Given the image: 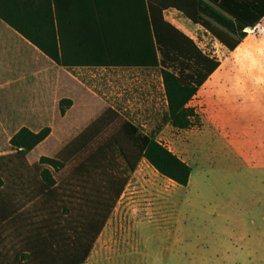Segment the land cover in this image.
Listing matches in <instances>:
<instances>
[{"label":"rangeland","instance_id":"1","mask_svg":"<svg viewBox=\"0 0 264 264\" xmlns=\"http://www.w3.org/2000/svg\"><path fill=\"white\" fill-rule=\"evenodd\" d=\"M248 36L264 51V21ZM250 48V43H245L238 57ZM211 53L218 60L226 58L218 44ZM232 61L235 65L220 64L191 101L202 119L199 128L189 130L163 122L168 106L159 69L72 72V77L66 73L58 79L56 86L33 87L20 80L23 66H0V176L5 181L0 206L9 204V196L15 206H21L18 222L22 223L23 243L27 246L31 239V253L39 264L49 261L30 229L28 214L34 204L29 202L40 188V172L46 168L40 160L52 158L64 168L53 171L56 197L44 206L43 200H37L38 220L60 222L59 230L79 229L106 186L109 177L104 168L110 172L121 164V171L125 169L119 159H112L100 164L99 170L88 166L82 176L73 172L127 123L154 136L193 173L189 185L181 187L142 160L128 175V184L85 264H264V205L257 216L249 215L251 225L239 220V215L230 223L223 209L226 192L254 187L250 180L255 176L264 181V166L220 160L239 147L242 136L223 133L218 118L223 121L230 104L237 109L243 106L245 79L264 76V66H257L255 58L246 60L251 66ZM215 127H220V134L214 133ZM24 128L35 134L49 129L50 135L23 158L18 154L22 149L14 148L11 140ZM235 174L241 179H232ZM216 196L221 197L218 202ZM213 203L221 206L214 213L208 208Z\"/></svg>","mask_w":264,"mask_h":264},{"label":"trees","instance_id":"2","mask_svg":"<svg viewBox=\"0 0 264 264\" xmlns=\"http://www.w3.org/2000/svg\"><path fill=\"white\" fill-rule=\"evenodd\" d=\"M205 1V2H203ZM201 10L213 21L228 22L223 30H213L203 19H196L184 12L194 23L206 27L210 33L227 49H235L247 37L245 29H255L264 19V0H246V5H238L234 0H203ZM100 0H43L36 11L34 0H0V18L12 28L25 36L32 44L64 68H113L129 67L143 70L159 69L163 80L167 99V112L164 124H171L178 130L199 128L201 117L196 109L190 106L201 87L220 67L217 58L205 55L194 43L170 24L164 22L152 7L151 17L148 8L143 7L144 23L128 24L126 22H109L104 19V11ZM127 0L124 1L126 9ZM128 6V5H127ZM49 22H39L40 16L48 17ZM69 16V21L63 17ZM12 18V20L10 19ZM15 19V20H14ZM65 33L70 36L64 40ZM37 34L34 35V32ZM44 34L42 39L41 34ZM143 34L145 38L143 39ZM111 36L129 42L133 55L129 60L117 62L113 59L104 61L101 56L86 55L90 44L110 50ZM68 50L70 55L68 56ZM110 56V54H108ZM50 130L45 129L35 134L27 128L18 132L11 140V145L18 150L21 157H26L37 145L45 141ZM112 159H119L121 164L115 165L110 172L104 173L106 186L101 190L97 205L87 216V221L79 229L73 231L59 230L61 224L52 219L38 220L39 205L37 200H51L56 197L57 182L53 171L59 172L64 164L52 158L43 157L40 164L45 166L40 172V188L38 194L29 203L32 210L28 215L30 229L36 241L42 247L49 264H85L94 249L107 220L120 200L127 184L128 175L134 173L142 160H146L160 175L170 179L181 187L189 185L193 169L168 148L156 140L154 136L144 135L130 123L124 124L119 133L90 155L73 174L82 176L88 166L100 169V164ZM89 175V174H88ZM5 181L0 176V191ZM45 200V201H44ZM0 206V217L3 221L19 213L21 206H15L11 196ZM47 203V202H46ZM43 204L44 205H46ZM65 215L68 210L64 211ZM62 225V224H61ZM22 234H18V239ZM24 240V238L22 237ZM23 240L11 257L13 264H39L34 248L27 240ZM28 248V249H27Z\"/></svg>","mask_w":264,"mask_h":264},{"label":"crops","instance_id":"3","mask_svg":"<svg viewBox=\"0 0 264 264\" xmlns=\"http://www.w3.org/2000/svg\"><path fill=\"white\" fill-rule=\"evenodd\" d=\"M101 6L105 13L104 19L109 22H126L128 24L144 23V10L148 8L149 17H151V8L154 7L157 10V15L161 19L170 24L180 33L185 35L194 41L197 47L208 56H211V49L216 48V45L224 49L225 60H219L221 65L232 66L235 65L232 60H240L243 63L240 66H251V63H247L246 60L255 58L257 66H264V51H261L256 42L249 39L248 32L255 30L262 26V22L255 29H245L247 37L240 43V45L235 49V51H230L222 45L211 33L210 31L201 25L194 24L186 15L185 11L192 17L196 19H203L210 28L219 31L223 30V26L227 25L228 22L223 21H213L202 12V8L205 7V3L200 6V1L203 0H127L126 9L124 6L125 0H100ZM205 2V1H203ZM238 5H246V0H234ZM43 0H34V9L37 11L42 5ZM42 20L39 22H49L48 17L40 16ZM12 20V18L10 17ZM15 20V19H14ZM63 21H69V16L63 17ZM34 32V31H33ZM36 33L34 32V35ZM37 35V34H36ZM42 39L44 34H41ZM145 38L143 34V39ZM64 40H68V48H70V36L65 33L64 29ZM112 44L110 50L107 47L98 45L97 41L90 44V49L88 48L85 53L91 56L96 54L101 56V60L107 61L113 59L117 62H124L129 60L130 55L134 53L129 49V42H123L122 38L117 36H111ZM250 43V50L244 52V56L238 57V50L242 49L245 43ZM261 41H259L260 43ZM264 43V42H262ZM211 46H208L210 45ZM263 45V44H262ZM264 50V49H263ZM110 54V56L108 55ZM214 54V52H213ZM70 55V50H68V56ZM260 57H263V61H260ZM245 60V61H244ZM237 62V61H236ZM0 66H23V76L20 80L25 86L33 87H53L59 82L62 76L70 75L72 77V72H82L88 70H118V71H130V70H143L139 68H129V67H113V68H64L53 61L49 56L43 53L39 48L32 44L25 36L19 33L17 30L12 28L8 23L0 18ZM219 70V69H218ZM217 70V71H218ZM216 71V72H217ZM215 72V73H216ZM212 74L211 77L215 75ZM71 77H68V79ZM210 77V78H211ZM209 78V79H210ZM208 79V80H209ZM28 80L32 83L29 85ZM207 80V82H208ZM204 86V85H203ZM244 97L243 106L238 109L230 104L226 106L223 115V121L221 122L218 118L219 125L223 126V133H237L242 136L239 142V147L230 151L228 158L222 157L223 159H231L234 165L239 166H264V76L256 79H245L243 81ZM243 97V99H244ZM202 119V118H201ZM220 127L214 128V133H221ZM219 129V130H218ZM241 175L235 174L232 179L239 180ZM235 182V181H234ZM246 182V181H244ZM251 184L255 185L250 188H243L240 191H229L226 192L224 198L227 203L223 204V209L226 214H228L227 219L230 223H234L238 218L241 221L249 220V215H255L261 213L264 201V181L260 180L255 176L254 179L250 180ZM221 197H214L215 201ZM221 206L216 203L209 204V210L214 213ZM209 211V212H210ZM21 211L17 213L12 219L14 221L10 222V219L3 221L0 217V264H13L11 262V257L15 256L16 248L10 247V243L21 242L22 235L18 239V234H22V223L18 222V217H20ZM248 217V218H247ZM257 219V217H256ZM20 220V219H19ZM249 223V222H248ZM251 225V222L249 223ZM104 232V230H103ZM103 232L101 233L98 241L100 240ZM97 241V242H98Z\"/></svg>","mask_w":264,"mask_h":264}]
</instances>
